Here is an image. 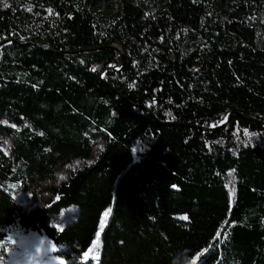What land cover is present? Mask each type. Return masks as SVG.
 Listing matches in <instances>:
<instances>
[{"label": "trees", "instance_id": "16d2710c", "mask_svg": "<svg viewBox=\"0 0 264 264\" xmlns=\"http://www.w3.org/2000/svg\"><path fill=\"white\" fill-rule=\"evenodd\" d=\"M0 116V264H264V0H0Z\"/></svg>", "mask_w": 264, "mask_h": 264}, {"label": "rangeland", "instance_id": "374dc122", "mask_svg": "<svg viewBox=\"0 0 264 264\" xmlns=\"http://www.w3.org/2000/svg\"><path fill=\"white\" fill-rule=\"evenodd\" d=\"M0 121H7V123H0V147L9 156L12 155L16 146V140L14 137L5 131L3 127L15 125L14 129H19L26 123L16 124L8 121L6 118L0 116ZM104 141L102 139L96 141L91 146V154L89 158H70L66 162L58 163L54 166L51 176L42 178L37 173L28 174L26 177V183L21 191L13 195L15 202L16 214L32 213L39 207L43 206L46 202L51 201L54 198V188H57L61 183L65 182L70 174L74 171L82 169L83 167L93 163L100 152L103 149ZM63 175L66 177L64 180H60L59 177ZM72 210L69 208L64 210L58 219L54 222L58 228H61L63 224L68 220L67 215Z\"/></svg>", "mask_w": 264, "mask_h": 264}, {"label": "snow or ice", "instance_id": "6c2138e0", "mask_svg": "<svg viewBox=\"0 0 264 264\" xmlns=\"http://www.w3.org/2000/svg\"><path fill=\"white\" fill-rule=\"evenodd\" d=\"M5 6L7 7V5H5ZM30 10H31V9H29V11H30ZM49 14H51V9H49ZM93 70H95V69H93ZM225 119H227V117H225ZM0 123H5V124H6L7 121H0ZM11 126H12V127H15V125H11ZM245 134L248 135L247 132H246ZM253 135H255V134H253ZM142 150H143V149H141V151H142ZM59 179H60V180H64V179H66V177L63 176V175H61V176L59 177ZM57 199H59V197H57ZM110 215H111V209H109L108 211L105 212V214H104V218L102 219L101 224H100V231L97 232L96 240L94 241V243H93V245H92V248H90V249L88 250V252H85V253H84V257H85V259L88 258L90 252L95 253V250L99 249V247H100V233L103 231L104 226L107 224V219H108V217H109ZM181 219H183V220H187L188 217H187V216H183V217H181ZM60 230H63V229H60ZM217 235H219V233H218ZM201 255H203V254H202V253H201V254H197V257L194 258V259L192 260L191 264H196V260L199 259ZM97 258H98V256L93 255V259H97Z\"/></svg>", "mask_w": 264, "mask_h": 264}, {"label": "bare ground", "instance_id": "6f19581e", "mask_svg": "<svg viewBox=\"0 0 264 264\" xmlns=\"http://www.w3.org/2000/svg\"><path fill=\"white\" fill-rule=\"evenodd\" d=\"M120 51V50H119ZM120 53H121V51H120Z\"/></svg>", "mask_w": 264, "mask_h": 264}, {"label": "water", "instance_id": "95a60500", "mask_svg": "<svg viewBox=\"0 0 264 264\" xmlns=\"http://www.w3.org/2000/svg\"><path fill=\"white\" fill-rule=\"evenodd\" d=\"M224 123V122H223Z\"/></svg>", "mask_w": 264, "mask_h": 264}]
</instances>
